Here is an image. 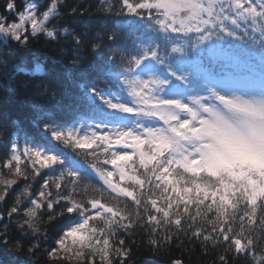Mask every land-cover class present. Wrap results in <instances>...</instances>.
<instances>
[{"label": "snow or ice", "instance_id": "6c2138e0", "mask_svg": "<svg viewBox=\"0 0 264 264\" xmlns=\"http://www.w3.org/2000/svg\"><path fill=\"white\" fill-rule=\"evenodd\" d=\"M61 3L51 0L38 14L36 4L18 10L6 0L0 36L26 47L43 33L70 39L78 53L86 33L48 26L64 15ZM100 11L116 19L95 35L106 33L114 44L128 28L140 34L136 47L120 55L116 71L115 54L105 60L103 42L93 43L97 62L84 71L108 85L84 93L93 122L48 124L45 132L73 151L91 149L83 155L93 157L89 168L103 187L80 173L78 161L10 137L0 159V205L20 180L35 181L50 164L61 167L54 179L45 175L38 196L25 183L0 210V245L32 264L41 251L46 264H142V257L199 241L205 255L209 244L223 250L218 264H230L233 252L264 264V0H118ZM77 13L73 7L66 14ZM249 44L259 48V77ZM89 188L99 195H88ZM61 217L74 226L61 230L50 251L42 249L41 237L49 236L41 225ZM167 264L184 261L168 256Z\"/></svg>", "mask_w": 264, "mask_h": 264}, {"label": "trees", "instance_id": "16d2710c", "mask_svg": "<svg viewBox=\"0 0 264 264\" xmlns=\"http://www.w3.org/2000/svg\"><path fill=\"white\" fill-rule=\"evenodd\" d=\"M5 3L6 0H0V15L5 14ZM15 3L19 6L18 10H23L25 5L34 3L37 5L39 14L47 11L51 0H15ZM109 4L115 8L118 0H103V2L102 0H63V3L58 4V10L64 15L59 21L51 20L48 26L51 27L53 23H56L61 32L64 28H70L76 33H86L85 43L78 53L70 39L53 41L46 38L43 33L35 38L30 37L26 47H17L18 42L11 39L3 41L0 38V133H2L0 159L7 151L6 144L10 137L18 136L21 144L27 138L30 144L35 143L42 149L50 150V154L58 152L62 156L70 157L73 161H78L80 173L90 176L92 184L103 187L102 181L89 168L93 157L83 155L91 149L73 151L71 148H65L45 132V126L55 124L60 127H72L80 123L93 122L84 93L91 86L108 87L103 77H98L92 71H84L97 62V57L91 50L93 43L103 42L101 54L105 60L109 55L115 54L116 71L122 70L118 66L120 55L131 52L136 47L134 41L140 34L128 28L122 30L119 40L114 44L108 42L106 33L101 37L95 35L101 23H107L110 28V21L116 19L100 11ZM73 7L78 9V13L67 15L66 13ZM14 20L15 17L12 16L9 17L8 22L11 23ZM247 47L253 53L251 63L255 66L256 76L259 77L261 71L259 48L258 46L253 48L250 44ZM73 59L77 60L78 66H73ZM36 85H46L47 89L38 90ZM25 163L26 160L22 158V168ZM60 167L59 164H50L49 167L41 169L35 181H31V177L29 181L20 180L16 186H13L4 205H0V210L6 209L13 202L16 193L25 183H31L30 191L38 196L39 189L46 178L45 175H51L54 179L59 174L54 169ZM106 167L111 168L110 165ZM7 171L3 169L4 173ZM116 179L114 177V181ZM52 190L55 192L54 188ZM88 195H99V193H93L89 188ZM104 198L111 199L107 194ZM128 203L131 204V201L129 200ZM29 206H31L30 199H25L21 208L26 210ZM71 226H74L73 221L63 217L53 224H42L41 228H47L49 236L46 241L41 237L42 249L47 248L50 251L61 230H67ZM18 238V235L14 234V239ZM260 247H264V242ZM200 249L199 241L186 242L183 248H173L168 256L179 257L183 259L184 264H218V255L222 253V249L213 250L209 244L207 255ZM37 255L39 256L37 264H46L47 254L41 251ZM168 256L142 257V264H148L149 261L150 264H167ZM229 260L230 264H250L251 257L233 252L229 253ZM0 264H32V261L27 256L13 253L7 247L0 245ZM72 264L76 262L72 261Z\"/></svg>", "mask_w": 264, "mask_h": 264}, {"label": "rangeland", "instance_id": "374dc122", "mask_svg": "<svg viewBox=\"0 0 264 264\" xmlns=\"http://www.w3.org/2000/svg\"><path fill=\"white\" fill-rule=\"evenodd\" d=\"M31 4H34V3H30L29 5H31ZM0 38L3 40V41H7L8 39H5L3 36H0ZM241 159L243 160V159H246L245 157H241Z\"/></svg>", "mask_w": 264, "mask_h": 264}]
</instances>
